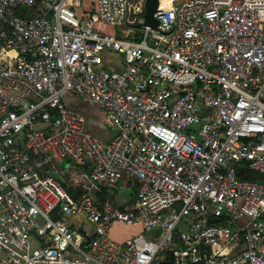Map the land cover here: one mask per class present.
I'll use <instances>...</instances> for the list:
<instances>
[{
	"label": "built area",
	"instance_id": "2783aa9c",
	"mask_svg": "<svg viewBox=\"0 0 264 264\" xmlns=\"http://www.w3.org/2000/svg\"><path fill=\"white\" fill-rule=\"evenodd\" d=\"M91 1L0 0V264H264V0H160L156 28L126 26L144 0ZM64 158L85 188L126 176L136 195L77 198Z\"/></svg>",
	"mask_w": 264,
	"mask_h": 264
},
{
	"label": "rangeland",
	"instance_id": "374dc122",
	"mask_svg": "<svg viewBox=\"0 0 264 264\" xmlns=\"http://www.w3.org/2000/svg\"><path fill=\"white\" fill-rule=\"evenodd\" d=\"M83 3L84 11H86L87 14L90 9H93V2L91 0H83ZM134 17L135 15L131 14L129 20L133 19ZM96 25L99 28H103L104 31L117 33V28L115 26L109 25L103 21H99ZM126 26L129 28L130 26L136 27L137 25L133 26L131 23L126 22ZM102 60L106 68L112 67L114 69L121 68L124 62L122 54L114 51L102 52ZM66 100L69 106L76 109L83 115L86 127L91 130L101 141H104L107 136L106 133L109 130L103 123L102 110L93 105H89L81 101V99H77L68 93H66ZM37 128L38 126H36V129ZM68 161V158H64L62 162L56 163L59 173L52 172V174L57 177V179L68 189H72L77 198L88 195L94 202L100 203L102 205L105 202H108L111 206L122 208L128 200L133 199L136 195L137 181L132 183V179L126 176H123L115 183L100 185L98 188L87 189L83 186L86 181L82 180L79 175L75 176L77 172L87 170H85L82 166L75 165L73 162L70 163L71 165L68 169H64L63 167ZM77 183L80 184L77 185ZM135 231L136 229L130 226L113 224L109 230V233L113 238L121 239L125 238L129 233L132 234ZM29 240L32 249L39 247V242L32 235L29 236Z\"/></svg>",
	"mask_w": 264,
	"mask_h": 264
},
{
	"label": "water",
	"instance_id": "95a60500",
	"mask_svg": "<svg viewBox=\"0 0 264 264\" xmlns=\"http://www.w3.org/2000/svg\"><path fill=\"white\" fill-rule=\"evenodd\" d=\"M160 4V0H144L143 3V13H142V21L137 23V26H150L152 28H156L159 19L155 16V12ZM216 218H213L212 221H215Z\"/></svg>",
	"mask_w": 264,
	"mask_h": 264
},
{
	"label": "trees",
	"instance_id": "16d2710c",
	"mask_svg": "<svg viewBox=\"0 0 264 264\" xmlns=\"http://www.w3.org/2000/svg\"><path fill=\"white\" fill-rule=\"evenodd\" d=\"M132 25L135 26V24H132ZM238 174L242 177L249 178V179H260L261 178L260 174H258L255 171H252V170H250V171H244V170L239 171ZM68 191L75 196V193H73L72 189L71 190L68 189Z\"/></svg>",
	"mask_w": 264,
	"mask_h": 264
},
{
	"label": "crops",
	"instance_id": "0c3cea01",
	"mask_svg": "<svg viewBox=\"0 0 264 264\" xmlns=\"http://www.w3.org/2000/svg\"><path fill=\"white\" fill-rule=\"evenodd\" d=\"M102 112H103V111H102ZM108 130H109V129H108ZM112 133H113V132L109 130V131L106 133L107 136H106V139H104L103 142L107 141V140L112 136ZM116 239H118V238H116ZM121 239H123V238H121ZM121 239H118V240H121Z\"/></svg>",
	"mask_w": 264,
	"mask_h": 264
}]
</instances>
